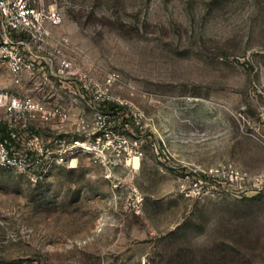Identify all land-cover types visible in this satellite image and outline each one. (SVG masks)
<instances>
[{
	"label": "rangeland",
	"instance_id": "1",
	"mask_svg": "<svg viewBox=\"0 0 264 264\" xmlns=\"http://www.w3.org/2000/svg\"><path fill=\"white\" fill-rule=\"evenodd\" d=\"M27 2L63 20L0 92L67 111L45 140L101 115L128 142L113 167L0 165V264H264V0Z\"/></svg>",
	"mask_w": 264,
	"mask_h": 264
},
{
	"label": "built area",
	"instance_id": "2",
	"mask_svg": "<svg viewBox=\"0 0 264 264\" xmlns=\"http://www.w3.org/2000/svg\"><path fill=\"white\" fill-rule=\"evenodd\" d=\"M62 20L63 13L58 8L45 9L27 0H0V33L3 37L0 65L7 63L16 74L33 72L41 62L31 56L27 58L21 49L27 48L31 52L30 48L44 41L51 34L50 29ZM10 42L16 44L15 47L8 48ZM67 114L60 105L48 106L29 96L23 98L0 92V165L42 179L55 166L73 165L76 152L88 154L94 163L103 166L120 164L113 141L118 140L122 145L128 139L124 134L108 130L101 115L89 134L82 132L77 137L62 134L45 140L36 131L38 127L33 126L35 121L48 122L56 116L64 119ZM124 150L126 163L131 162L134 155L139 158L142 155L141 151L126 146ZM198 175L202 176L201 173ZM198 178L192 180L193 187L200 186L202 180Z\"/></svg>",
	"mask_w": 264,
	"mask_h": 264
},
{
	"label": "bare ground",
	"instance_id": "3",
	"mask_svg": "<svg viewBox=\"0 0 264 264\" xmlns=\"http://www.w3.org/2000/svg\"><path fill=\"white\" fill-rule=\"evenodd\" d=\"M132 161H133L134 167H139L140 161H139V157L137 155L133 156Z\"/></svg>",
	"mask_w": 264,
	"mask_h": 264
},
{
	"label": "trees",
	"instance_id": "4",
	"mask_svg": "<svg viewBox=\"0 0 264 264\" xmlns=\"http://www.w3.org/2000/svg\"><path fill=\"white\" fill-rule=\"evenodd\" d=\"M104 103L107 104V106H109V107H114V106H116V104L111 103V102H104Z\"/></svg>",
	"mask_w": 264,
	"mask_h": 264
}]
</instances>
